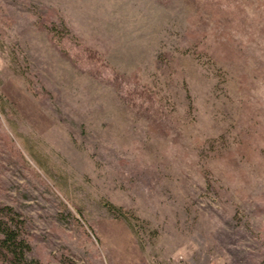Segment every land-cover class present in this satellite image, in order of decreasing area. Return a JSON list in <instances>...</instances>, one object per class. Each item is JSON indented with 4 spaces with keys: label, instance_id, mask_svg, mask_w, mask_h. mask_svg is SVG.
I'll list each match as a JSON object with an SVG mask.
<instances>
[{
    "label": "rangeland",
    "instance_id": "374dc122",
    "mask_svg": "<svg viewBox=\"0 0 264 264\" xmlns=\"http://www.w3.org/2000/svg\"><path fill=\"white\" fill-rule=\"evenodd\" d=\"M0 205L43 264H264V0H0Z\"/></svg>",
    "mask_w": 264,
    "mask_h": 264
},
{
    "label": "trees",
    "instance_id": "16d2710c",
    "mask_svg": "<svg viewBox=\"0 0 264 264\" xmlns=\"http://www.w3.org/2000/svg\"><path fill=\"white\" fill-rule=\"evenodd\" d=\"M49 30L56 32L57 29L51 25ZM10 209L7 205H0V264H43L28 257L30 245L14 224Z\"/></svg>",
    "mask_w": 264,
    "mask_h": 264
}]
</instances>
